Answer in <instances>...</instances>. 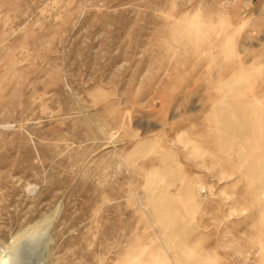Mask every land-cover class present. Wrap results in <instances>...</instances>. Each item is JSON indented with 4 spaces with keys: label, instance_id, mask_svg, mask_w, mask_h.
<instances>
[{
    "label": "rangeland",
    "instance_id": "rangeland-1",
    "mask_svg": "<svg viewBox=\"0 0 264 264\" xmlns=\"http://www.w3.org/2000/svg\"><path fill=\"white\" fill-rule=\"evenodd\" d=\"M43 264H264V0H0V247Z\"/></svg>",
    "mask_w": 264,
    "mask_h": 264
},
{
    "label": "bare ground",
    "instance_id": "bare-ground-1",
    "mask_svg": "<svg viewBox=\"0 0 264 264\" xmlns=\"http://www.w3.org/2000/svg\"><path fill=\"white\" fill-rule=\"evenodd\" d=\"M46 235V230L31 225L20 236H13L0 247V264H43Z\"/></svg>",
    "mask_w": 264,
    "mask_h": 264
}]
</instances>
